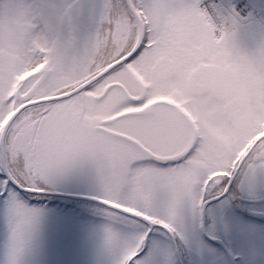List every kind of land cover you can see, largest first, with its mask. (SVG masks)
Segmentation results:
<instances>
[{"label":"rangeland","instance_id":"1","mask_svg":"<svg viewBox=\"0 0 264 264\" xmlns=\"http://www.w3.org/2000/svg\"><path fill=\"white\" fill-rule=\"evenodd\" d=\"M38 1L42 22L48 31V38L52 42L47 59L43 57L44 52L42 47L44 45L42 36L32 21V14H30L27 1L1 0L0 120L7 111V106L1 105V99L5 91L4 86H8L9 76L15 72L14 70H17L19 73L27 70L31 73H37L30 80L26 81V88L38 87L40 93L44 96H50L52 99L58 86L73 82L83 76V71H80L78 62L80 63L82 58L87 60V56L92 52V45L90 46L87 42L84 47L80 46L82 44V37L85 38V35H87L83 30L85 29L83 26L84 22L87 21L85 19L89 18L94 23L98 24L101 22V0ZM117 1L115 0L114 4ZM130 1L129 3L127 0H119L121 3L116 8L114 20L110 28L116 43L114 46L116 53L113 55H105L101 59V65H113L117 60L127 58L134 50L133 45H136L137 41L139 42L141 36L142 42L144 41L148 34H146L147 29H150V36L153 40L158 36L166 35L165 28H167V24L175 26L173 39H175V29L177 27L179 28L177 33L179 37L181 31L185 29L181 27L177 19V17L182 16V13H179L177 16L173 13L171 14V12L161 13L159 8L154 14L148 10L152 19L150 23L153 22V24L151 23L149 28L146 26V29V24H144L138 12L135 0ZM143 1L145 3L143 2L142 4L147 6V8L152 6V4L146 5L147 2L152 0ZM226 1L229 4L232 0ZM247 1L250 3L249 0ZM190 2L193 4V0ZM208 4H210V10H215V6L211 2ZM127 7L130 8L129 19L125 15V8ZM225 7L229 16H233L234 7L230 5H226ZM172 21H175V23ZM224 22L225 20L221 21L223 25ZM228 24L226 23L225 25ZM89 28H91V25ZM107 33L109 34L108 31ZM191 34H195V36L192 37ZM225 34V38L231 37L227 35L228 33ZM184 36H182V39L187 40L186 45L183 43L187 51L182 52L176 58L177 60H173V64L177 65V67L178 65H182L184 58H192V53H197L201 47L199 38L202 36L197 32L192 31ZM179 40L181 38H176L175 44ZM36 44L41 47V52L36 51ZM192 44H195L193 46L194 52H189L188 50ZM88 49L90 50L89 53L87 52ZM171 51L172 49L164 50L161 47L152 50L147 49L137 60L127 64L123 72L110 76L107 83L112 80H120L128 86L133 95L140 96L142 93H146L148 100L161 96L173 97L174 92H184V89L181 88L183 83L190 82L187 79L188 74H185L182 70L188 68L177 69L178 71L175 72L177 75H171L172 77L170 79L166 77L159 78L164 70L166 72L168 71L167 68L161 65L160 59L172 55L173 52ZM199 53H201V50ZM1 54L4 55V58L1 57ZM171 59L173 58L171 57ZM127 69L138 77L133 76L131 73H128L129 75L125 74ZM238 73H240L239 70ZM4 79L5 81H3ZM141 83L145 86L143 87ZM33 96L35 99H31V102L25 104V106L23 105V109L11 120L6 130L7 133L4 132L5 136L6 134L7 137L10 136L14 121L18 116L23 114V110L28 106L32 107L30 109H33L35 106L49 102L45 100L47 97H39L38 93ZM112 96L117 97L114 103L110 100ZM111 97L103 105H91V113L89 112L87 115V120L98 123L99 120L112 118L116 112L129 108L122 101L121 95L118 92H114ZM194 98L197 99L198 96ZM179 99L186 102L187 95H182ZM201 103L207 105L205 98L201 99ZM234 103H228L226 108L230 110L233 114L232 117L241 126L242 121H249L243 120L246 109L240 105L236 107ZM188 105L192 107V105ZM212 105L208 103L206 106L208 119H213V116L218 115L222 121L220 125H225V117L222 116V113H219L223 108H217L218 106L214 107ZM198 108H202L201 105H198ZM195 111L198 112L197 110ZM260 116L258 114L256 117ZM260 119H262V116ZM51 120H47L48 122L44 125L48 131H46V135L48 134L47 137L44 136L42 138L37 134V128L28 124L19 125L15 133H13V140L15 142H12V147L10 145V150L14 153L13 155L17 159L18 166L21 167L22 165L26 167L32 175L29 180V185L33 189L92 198L97 197L131 211L138 212L134 208L136 207L143 210L144 212L142 213L146 212L154 218L159 217L161 220H166L170 223L173 222L172 225L177 226L176 228L181 235V239H188L190 241L189 246L191 245L195 251V254H192V256H194L198 264H225V255L221 250L214 246L204 244L199 237L197 229H200V227L197 225V214L194 207L195 201L194 203H186L185 205H183L182 201L186 191H190L191 193L194 191V195L197 196L199 189L198 183L205 176L203 168L209 167L208 169H211L210 171H214L213 169H216L217 166H223L224 170H227V173L225 174L226 176H222L214 183V186L217 188L215 192L221 191L224 188V184L227 186L229 182L231 183V187H229L230 194L223 201L212 204L208 208L210 210H208L206 217L208 218L209 214V218H211L210 214L214 213L215 217L213 221L215 219V222L212 224V227L208 224L207 228L214 232L218 230L231 251L244 254L248 264H258V253L264 254V228L241 220L235 216V213L232 212L226 203L234 196L238 203L239 188L240 192L244 194L240 205L243 204L244 208L249 211L251 209H262L264 212V205L256 206L246 202L248 198L259 197L258 193L264 185V182L261 183L260 181L264 180V174L262 178H252L249 173L247 174L244 169L242 170L240 162L238 163L237 170L233 168H231V171L229 170V167L234 165L236 151L243 146L245 139L252 136L253 132L245 135V133L241 134L242 131H240V135L235 137L239 144L237 143L235 145V138L230 130L227 129L226 125L221 126L223 129L226 127V130L221 131L222 133L219 132V138L221 140H215L209 137L211 133H215L210 131L208 132L207 149L204 148L205 144L201 148V151L203 149L204 151L207 150L208 152H206L208 154L205 153L203 157L192 156L188 159L190 163L186 161V165L182 166L180 170H172L168 168L157 169L155 166L150 165L133 167L137 164L136 160L139 155L136 152H131L128 148L116 146L117 144L125 146L123 142L114 140L116 144H113L111 147L107 142L101 140V137L93 138L94 136H90L89 132H70L69 127L73 123L70 121L71 114L69 113L68 115L65 114V116L59 115L53 117ZM123 123L125 121L121 122L120 125L116 124L112 127L114 130L123 129L138 136L152 148L151 151L154 150L153 152L159 156H168L180 152L184 147L182 144L189 137L188 131L183 130L179 132L180 135L176 136L178 133L172 130L170 122L167 123L166 127L163 126L160 128L162 131L159 129L156 131H148L147 133H150V135L142 134V131H138L139 127H136L137 124L134 120H129V124H134V127H129L128 124ZM3 143L6 146L8 144V142ZM14 145L16 146L15 148ZM87 145H91L96 149L94 150V148ZM171 145L177 147L170 150ZM105 147L114 151L113 158L108 161V164L111 166L106 170L105 168L102 169V167L95 168L96 162L101 165V162L106 161V159H104V154L102 153L97 154L96 152L89 151H96L97 148L101 150ZM75 149L83 150V156L75 159L73 152ZM263 149L264 137H261L251 150L249 149V155L251 153L258 154ZM128 171L131 174H128ZM24 173L29 176L26 172ZM21 174L25 176V174ZM242 175L245 176L240 183V176ZM98 183L103 185H98ZM49 199L57 200L65 205L81 206L79 207V216L81 212L92 215L95 210L97 211V208L94 210L93 208L90 209L92 206L97 207V204H92L87 201L71 198ZM16 202L12 201L10 203V210L5 211L2 209L0 211V235H5V238L0 243V264H115L116 260H119L118 253L120 251H118L119 248L115 249L114 245L109 247V252L107 253L106 245L100 239L101 235H105L101 226H96L93 222L86 223L80 218H77L76 214L69 215L61 213L56 208L44 209L37 207L39 209H36L23 205L20 200L17 202V205ZM100 210L108 213L103 209ZM12 213H15L14 215H17L18 218L17 222H14L11 232H9L7 228H9L11 223L10 218ZM129 220L132 222V226L140 224L135 219L130 218ZM207 222L208 220L206 219L205 227ZM165 226L170 227V224L166 223ZM142 228L145 229L143 226ZM106 233L110 238L113 237L116 241H121L122 244L129 243L126 246L127 251H130L133 245L140 242L142 238L141 232L135 231H129L130 242L127 240L128 237H126V234H121L120 232ZM94 243H98L97 253L94 252ZM27 247L28 251L26 249ZM180 251L182 252V250ZM169 254L166 244L158 240H153L150 243V250L143 254L144 258L139 262L140 264H171L172 260L169 258ZM182 255L183 260H188L187 254L184 257L182 252ZM172 257L174 258L173 254ZM189 264H191V261H189Z\"/></svg>","mask_w":264,"mask_h":264},{"label":"flooded vegetation","instance_id":"2","mask_svg":"<svg viewBox=\"0 0 264 264\" xmlns=\"http://www.w3.org/2000/svg\"><path fill=\"white\" fill-rule=\"evenodd\" d=\"M190 1L192 0H184V3L180 5H174L171 4L168 0H152L146 3V5L152 4L151 7L147 8V6L142 4L144 2L143 0H135L137 4L138 12L144 24H146L145 27L147 26L148 28L151 25V23L153 24V22L150 23V20L152 21V19L149 11H151L154 14L156 13L155 11L159 8L161 10V13L171 12V14L173 13L176 16L179 15V13H182V16L179 18L177 17V19L179 20L181 27L185 29L181 31L180 37L179 35H177L179 28L177 27L175 29L176 30L175 39L181 38V40H179L177 44H175L176 41L175 39H173L175 26L167 24L166 25L167 28H165L166 35L161 37L158 36L154 40L150 36V31H149L150 29L148 30L146 27L147 29L146 34L147 33L148 34L146 35L143 41V45L138 55L140 56L147 49L152 50L158 47H161L164 50L172 49L171 51L173 52L172 55L160 59L161 65L167 68L168 71L166 72L164 70L163 74L159 76V78L162 79L163 77H166L170 79L172 77L171 75L173 76L177 75L175 73L176 71H178L177 69L188 68L186 70H182L183 72H185V74L186 73L188 74L187 79H189L188 82H190L184 84L181 81V83H183L181 88L184 89V92L182 91L174 92L173 97L161 96L148 100L146 93L145 94L142 93L140 96L133 95L130 92L128 86L120 80H112L107 83V80L110 78V76L117 75L119 72H123L121 70V68L123 67L122 66L116 70H112L107 74V76H104L101 80L86 87L83 91L79 92L78 94L72 97L58 101L46 102V104L35 106L33 107V109H30L32 107L28 106L25 110H23L24 111L23 114L18 116L14 121V125L10 136L8 135L9 137H7L6 134L4 139V142L6 143L8 142L7 146L5 145L6 168L8 173L5 172V169L2 166L1 152H0V211H2V209L5 211L10 210L9 207L10 203L12 201L15 202L19 201V197H18L19 192L16 189L15 187L16 185L12 182L10 177L25 187H31L29 185L30 182L29 180L31 179L32 175L30 174V172H28L26 167L18 166L17 159H15V156L13 155L14 153L10 150V145L12 147L13 146L12 142H15L13 140L14 137L13 133H15L16 129L21 124L22 125L28 124L34 126L35 128H37V134L43 138L44 136L45 137L48 136V134L46 135L47 129L44 126L45 123L48 122L47 120H51L53 117L59 115L65 116V114L68 115L69 113L71 114L70 121L73 123L69 127L70 132H78V131L89 132L90 136H94L93 138L101 137L100 138L101 140L107 142V144L112 147L113 144H116L114 141L116 137L107 134L106 130L107 129L114 130L113 127L116 124L120 125L121 122L125 121V123L123 124H128L129 127H134L135 126L134 124H129V120L132 121L134 120L135 123L137 124L136 127H139L138 131H142L141 132L142 134L150 135V133H147L148 131H156L158 129L160 130L161 127L163 126L166 127L167 123L170 122L172 126V130H175L176 133H178L176 136L180 135L179 132L183 130V131H188L189 137L186 138L185 143L182 144L184 145V147L180 152L175 154H170L168 156L179 155L191 147L183 158L175 162H172L169 165H164L170 167V169L172 170H180L182 166L186 165V161L187 163L188 162L190 163V160L188 159H190L192 156L203 157L205 156V153L208 154L207 150L204 151L203 149L201 151V148L204 146V144H205L204 148L207 149L208 132L213 131L216 133V134L211 133L209 137H212L215 140L218 139L221 140V138H219L220 135L219 132L221 131L223 132L224 130H226V127H224L223 129V127L221 126L226 125L227 129L230 130L234 138L237 135H240L239 134L240 131H242L241 134L245 133V135L249 133L251 134L253 132L250 138L244 140L243 146L236 151L235 156L238 153V155L241 158L248 151L250 147L247 148L246 150L244 149L250 143H252L259 135L264 133V0H250L258 12V18L255 20V22L246 26L239 27L238 30L233 35H231V37L223 38L221 40L216 38L212 34L211 30L207 26H205L202 18L198 14V10L196 7L197 2L193 0V4H191ZM100 2H101L100 6L102 8V10L100 11V15L102 14L101 22L97 24L94 23L89 18V19H85L87 21L84 22V26H83L85 28L83 30L87 35H85V38L82 37L83 40L81 39L82 44H80V46L84 47L86 45L85 44L86 42L90 46L92 45V52L89 53L91 48L90 50L89 49L87 50V52L89 53V55L87 56V60H85V58H82L80 63L78 62V65H80L79 67L81 69L80 71H83V76L73 82H69L67 84H63L62 86H58L56 88L54 95H60L64 92L73 89L78 84L86 81L83 80L86 75L91 74V76H93L99 73L100 71H102L103 69H105L108 66V64L101 65L100 64L101 59H103L105 55L106 56L113 55L116 53L114 49V46L116 45L114 41V37L111 34V31L108 30L112 26V22L114 20L115 0H101ZM0 7H2L1 0H0ZM125 9H126V13L125 12L124 13L126 17L129 19L130 8L127 7ZM37 15H39V17L42 18L40 9H38ZM172 22L175 23V21ZM90 25L91 28H89ZM38 30L42 36V42L44 45V47H42L44 52L43 57L44 58L46 57L47 59V56L51 49L52 42L48 37H46V32L43 31L41 27H38ZM107 31L109 32V34L107 33ZM192 31L197 32L202 36L201 38H199L201 47L197 44V46L200 47L198 48L199 51L201 50V53H199V51H197V53H192L193 55L192 58H188V57L184 58L183 59L184 61L182 60V65L181 66L178 65L177 67V65L173 64V60L174 59L177 60L176 58H178L182 52L187 51L184 47V44L185 45L187 44V40L184 38L182 39V36L184 35L186 36L187 33ZM194 36L195 34L192 35V37ZM194 45L195 44H192L190 46V49L188 50L189 52H194V48H193ZM35 46L37 52L42 51L39 45L36 44ZM1 57L4 58V55L1 54ZM171 57L173 59H171ZM160 68L163 69L162 67ZM238 70L240 71V73H238ZM14 71L15 72L10 74L9 76L8 86H4V90H5L4 96L1 99V105L3 106L6 105L7 111L4 113L3 117L0 120V141L2 138V132L5 123L18 108L34 100L35 98H33L34 97L33 95L37 93L39 97H50V96H44L42 93H40L39 91L40 89L38 90V87H35L37 89H35L34 87L26 88L25 85L26 81L30 80L34 76V74L37 73L34 72L31 73L28 70L23 71L22 73L17 72V70ZM3 81H5V79ZM117 83H123L125 87H121L119 85L115 87L111 86ZM161 83H165V82H161ZM141 85L143 87L145 86L143 83H141ZM126 89L132 95L133 99H131V97L127 95ZM114 92H118L121 95L122 101L130 108L126 110L125 109L120 110L116 112L114 116L131 110L132 111L146 110V113L135 114L128 117H122L112 122H106L110 118L102 119L101 121L99 120L98 122L99 124L88 121L87 115L92 109L91 105L92 106L103 105L109 100V98L111 97L112 94H114ZM182 95H187L186 102L181 101L179 99ZM195 96H198V98L197 99L194 98ZM233 97L234 99H232ZM202 98H205L207 105L208 103H211L213 104L212 106L214 107L218 106L217 108L220 107L223 108L221 109L222 111H219V113H222V116L225 117V125H220L222 124V121L218 115L213 116V119H208V110L206 108L207 105H203L201 103ZM113 99H117V97L112 96L110 98V100ZM156 100H164L167 102H163L160 104H152ZM114 102H116V100L113 101L112 103ZM230 102H235L234 104L236 107L240 105L241 107L245 108L246 111L244 112L243 120H249V121H242L241 126L238 125L237 120L232 117L233 114L230 112V110L226 108L227 107L226 105ZM188 104L192 105V107H190ZM198 105L199 106L201 105L202 108H198ZM192 108L197 110L199 113L193 110ZM258 114L262 116V119H260L261 116L256 117L258 116ZM257 129H259L258 132ZM60 131L61 130L59 127V132ZM114 131L127 134L137 139L150 151L152 150V148H150L149 145H147L144 141H142L138 136H135L133 133H129L123 129H118ZM236 132L238 133L236 134ZM119 141L122 142V140ZM178 141L181 142L179 139ZM237 143L239 144V142H237L235 138L234 144L237 145ZM123 144L125 146L119 144H117L116 146H120L121 148H128L131 152L133 153L136 152L139 155V157L136 160V163H138V165H134L133 167L146 166L144 165V163L149 164L150 166H155V168L157 169H160V166H162L157 164L155 165V163H153L150 160L148 155L136 145H133L130 142H126V143L123 142ZM87 146H91V145H87ZM15 147L16 146L14 145V148ZM91 147L94 148L93 146ZM170 147H171L170 150H172L177 146L171 145ZM95 149L96 148H94V150ZM94 150L89 152H96L97 154L102 153L104 154V159H106V161L101 162V165L98 162H96L94 167L95 168L102 167V169L105 168V170L108 169L111 166L108 164V161L111 160V158H113L114 151L109 150L108 147L102 148L101 150H99L98 148L96 151ZM73 152L75 154L74 156L75 159H78L84 154V151L79 149H75ZM208 168L206 167L203 168L204 170L203 172H205V176L198 183L199 189L197 192V196L194 195V191H192L193 193H191L190 191H186L182 200L183 205H185L186 203H194L195 201L194 207L196 209V214H197V225H199L200 227V229L197 230L199 232V237L204 244H206L208 241H206V237L202 229V222H201L202 204L212 195L214 194L216 195L218 193L215 192L217 188L214 186V183L227 173L226 172L227 170H224L223 166H217L216 169H213L214 171H210L211 169ZM241 168L242 170L244 169L247 172V174L249 173L252 178H258V177L262 178L264 174L263 173L264 149L260 150L258 154L251 153L244 162V164L241 166ZM229 170L231 171L230 167ZM24 172H26L29 176H27ZM21 173L25 174V176H22ZM128 174H131V172L128 171ZM245 175L240 176L241 178L240 183L243 181V177ZM126 176L127 178H129L128 175ZM260 182L263 183L264 180ZM98 185H103V184L98 183ZM238 191L239 192L237 198L238 200L241 201L242 196L244 194L240 192L239 188ZM258 195L259 197H251V199L250 198L246 199V202L250 205H256V206L264 205V185L262 186ZM21 200L23 204L34 207L33 200H29V199L26 200L25 198ZM211 205H209L208 208ZM134 208L137 209L138 212H144L141 209H138L136 207ZM208 208H207V212L208 210H210ZM259 212H261L262 214ZM256 213L259 214L257 216H254ZM14 214L15 213H12V216L10 218L11 223L9 225V228H7L9 232H11L14 226V222L15 223L17 222L18 216ZM251 214L252 216H254L252 220L254 219L255 222L247 219L246 222L250 221L248 223L264 226L263 223H260L264 220V212L262 211V209L260 210L251 209ZM210 215L211 218H209V214H208L209 219L207 218L208 220L206 224L207 227L208 224L210 225V227H212V224L215 222V219L213 221L215 214L211 213ZM95 217H97V220H95L96 222L95 225L101 226L102 231L105 234V235H101L100 239L106 245V249L108 250L107 253L109 252V247L112 245L115 246L114 247L115 249L119 248L118 250L120 251L118 253L119 260L117 259L115 264H140L139 261L142 258H144L143 254H145L147 250H150V246L149 247L147 246L148 239L150 236L148 237L147 240L145 239L143 243H140L139 246H137L138 243H135L132 248L136 247L137 250L133 253V255L132 254L130 255L131 250L130 251L126 250V246H128L129 243L122 244L121 241H116V239H114L113 237L110 238L106 233V232L108 233L120 232L121 234H126V237H128L127 240L129 242L131 241L129 239V231H128L130 226L122 217V215L118 213L115 214L97 213L95 214ZM237 217L243 220L241 216H237ZM156 219H159L161 221V218L159 217H156ZM162 221H164L165 224L166 223L170 224V228L173 231L175 239H172L170 237V239L168 240L167 239L168 236L164 231L163 232L158 231L154 240H158L167 245L170 253L169 258H171L172 260L171 264H177V259L178 261H180V258L183 260L182 252L184 254V257L186 254L188 255V261H191V264H198L196 259H194V256H192V254H195V251L193 250L194 248L191 245L189 246L190 241L188 239L187 240H184L183 238L181 239V235L179 234V231L176 228L177 226L175 227L172 225L173 222L170 223L167 222L166 220H162ZM207 230L212 237L223 240V237L221 233L218 232V230H215V232L210 231L211 229L209 230L208 228ZM152 232L153 231H151V233ZM4 238L5 235L1 234L0 243L3 241ZM97 246L98 243H94V252L96 253H97ZM26 249L28 251V247ZM180 250H182V252ZM189 253L191 257L189 256ZM172 254L174 258L172 257ZM257 260H258L257 261L258 264H264V254L258 253ZM236 264H238V260H236Z\"/></svg>","mask_w":264,"mask_h":264},{"label":"water","instance_id":"3","mask_svg":"<svg viewBox=\"0 0 264 264\" xmlns=\"http://www.w3.org/2000/svg\"><path fill=\"white\" fill-rule=\"evenodd\" d=\"M127 1H128L129 3L131 2L130 0H127ZM173 1L175 2L176 0H173ZM141 40H142V36L140 37V40H139L137 46L135 47V49L133 50V52H132L127 58L122 59L121 62L127 60V59H128V58H129V57H130V56L136 51V49L140 46ZM117 64H118V63H116V64H114L113 66L109 67V68L107 69V71H108L109 69L113 68L114 66H116ZM102 74H103V73H102ZM80 88H81V87L77 88L76 90H74V91H72V92H70V93H67V94L63 95L62 97H65V96L68 97V96H70V95L76 93ZM53 99H55V98H52V99H50V100H53ZM119 135H120V136H123V135H121V134H119ZM149 153H150V152H149ZM2 154H3V157H4L3 148H2ZM150 155H151L152 158H154L155 160H157V161H162V162L168 161L169 159H173V158H163V157H158V156H156V155H154V154H152V153H150ZM19 187L22 188L21 186H19ZM22 189H23V190H26V191H30V192H39V193H42L41 191H34V190L24 189V188H22ZM53 194L60 195V196H71V197H73V198H80V199H88V200L98 201V200H96V199H94V198H89V197H81V196L65 195V194H62V193H53ZM217 200H218V199H217ZM108 205H109V204H108ZM109 206H110V205H109ZM111 207H113V208H115V209H118V210H120V211H122V212H124V213H127V214H129V215H131V216H136V217H138V218H141L142 220H145V221L151 223L149 220L145 219V218L142 217V216H139V215L133 214V213H131V212H128V211H126V210H124V209H121V208H119V207H116V206H112V205H111Z\"/></svg>","mask_w":264,"mask_h":264},{"label":"bare ground","instance_id":"4","mask_svg":"<svg viewBox=\"0 0 264 264\" xmlns=\"http://www.w3.org/2000/svg\"><path fill=\"white\" fill-rule=\"evenodd\" d=\"M169 1H170L172 4H174V5H180V4L184 3V0H176L175 2H174L173 0H169ZM249 6L252 7L253 4L250 3ZM215 12H217V10H215ZM242 12H244V10H242ZM217 14H219V12H217ZM247 14H248V13H246V15H247ZM216 16L219 17V16L216 15V13H215V18H216V21H217V17H216ZM216 23H218V21H217ZM113 101H115V99H113L112 102H113ZM256 142H257V140H256ZM256 142L254 143V145L256 144ZM248 150H249V149H248ZM247 152H248V151H247ZM247 152H246V153L242 156V158H241V160H242L243 162H245L246 159H247L246 157L249 156V154H248Z\"/></svg>","mask_w":264,"mask_h":264}]
</instances>
